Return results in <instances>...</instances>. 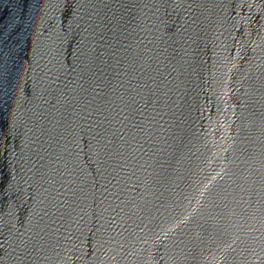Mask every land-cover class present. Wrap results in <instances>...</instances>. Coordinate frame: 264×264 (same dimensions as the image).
Here are the masks:
<instances>
[{
  "label": "water",
  "instance_id": "water-1",
  "mask_svg": "<svg viewBox=\"0 0 264 264\" xmlns=\"http://www.w3.org/2000/svg\"><path fill=\"white\" fill-rule=\"evenodd\" d=\"M0 264H264V0H0Z\"/></svg>",
  "mask_w": 264,
  "mask_h": 264
}]
</instances>
